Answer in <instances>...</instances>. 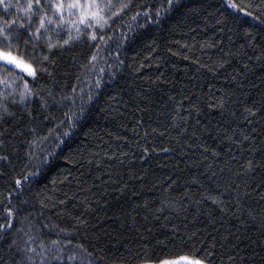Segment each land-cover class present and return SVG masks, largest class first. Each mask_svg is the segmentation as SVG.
<instances>
[{"label": "trees", "instance_id": "1", "mask_svg": "<svg viewBox=\"0 0 264 264\" xmlns=\"http://www.w3.org/2000/svg\"><path fill=\"white\" fill-rule=\"evenodd\" d=\"M126 2L103 41L97 29V41L54 50L53 76L39 79L79 105L80 89L86 96L104 78L59 160L30 175L28 127L47 135L65 121L68 101L47 111L35 98L10 103L15 115L0 121V155L11 161L0 162V224L14 210L0 264H60L56 248L63 264H264V36L246 35L257 21L226 12L223 0H186L194 10L160 17L164 0ZM235 2L264 19L261 0ZM26 240L37 253L42 243L44 256L29 261L18 250Z\"/></svg>", "mask_w": 264, "mask_h": 264}, {"label": "snow or ice", "instance_id": "2", "mask_svg": "<svg viewBox=\"0 0 264 264\" xmlns=\"http://www.w3.org/2000/svg\"><path fill=\"white\" fill-rule=\"evenodd\" d=\"M261 3L264 4V0H261ZM129 7L130 3L126 0H83V2L81 0H23V2L21 0H15V2L14 0H0V9H2V16H0V85H3V88L0 89V121H3L5 116L15 115L9 109L10 103L27 106L35 98L44 111L50 107V101L51 104L57 105H63L64 101H68L72 106L64 112L65 121L57 124L55 129H50L47 135H39L35 126L28 127V131L33 137L27 142L28 163L35 169L30 175H39L42 167L55 163L64 155V149L67 147L66 141L71 139L82 121L90 118L91 112L88 106L93 104L94 91L100 89L104 79L102 75L95 78V90L89 83L90 90L86 96L84 90L80 89L79 105H77L75 95H63L58 100L57 93L53 88L45 89L39 85V79L43 73H48L49 77L53 76V73L49 72V67L54 68L55 66V60L52 57L57 52L54 50L70 51L77 42L83 44L86 40L97 41V29H99V40L103 41V30L106 27H111L109 21ZM223 7L226 12L229 9L233 12H243L244 16L252 17L257 21L259 27L253 24L249 26L253 31L246 30L249 41L256 39L253 32H259L264 36V19H261V16L245 11L235 0H223ZM186 9L194 10V6L186 0H164L156 11V16L160 17L162 13L170 14L173 11L180 14ZM144 15L148 16L149 12H145ZM61 33L66 37L62 42ZM92 46L96 47L97 51L99 50L98 45ZM97 61L96 54L90 56L91 71L97 70ZM84 67H88V65ZM103 72L104 68H100L99 73ZM25 76L32 78V81L38 85L37 89L34 90L29 86ZM17 81H21V83L17 84ZM13 85L17 86L13 87ZM71 92L76 94L77 88L72 87ZM28 116L35 119L30 111ZM3 135L4 133L0 132V136ZM20 135L23 136V132H20ZM50 136L53 138L51 142H48ZM2 147H4V141L0 140V148ZM0 162L11 165L8 155H0ZM2 174L0 173V175ZM15 183L19 188L21 181L16 180ZM20 194H22V190L18 192V195ZM13 220L14 210L9 208L5 224H0V235L8 233L12 229ZM18 230L23 231V229ZM13 243L15 244L16 241ZM31 243V240H26L24 245L18 246V250L26 255L33 253L43 257L44 252L47 251L44 245L40 244L41 252L37 253L36 248L28 247ZM71 243L72 241L69 240V244ZM52 244L58 246L61 241L53 240ZM77 247L81 246L77 245ZM56 251L61 255H54L53 258L63 264L61 258L63 249L56 248ZM27 259L32 261V256L27 255ZM66 259L73 261L75 256H68ZM254 259L255 257H253V261ZM184 260L185 264H210L211 257L207 260L185 257ZM261 260H264V256L261 257ZM40 264H45V260L41 259ZM161 264H175V262L164 260Z\"/></svg>", "mask_w": 264, "mask_h": 264}]
</instances>
